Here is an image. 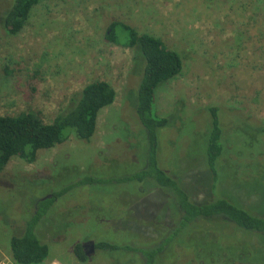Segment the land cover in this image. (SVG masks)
Wrapping results in <instances>:
<instances>
[{
	"label": "rangeland",
	"instance_id": "obj_1",
	"mask_svg": "<svg viewBox=\"0 0 264 264\" xmlns=\"http://www.w3.org/2000/svg\"><path fill=\"white\" fill-rule=\"evenodd\" d=\"M11 4L0 0V115L31 112L51 123L98 80L117 95L89 141L71 135L32 163L12 157L0 172V264L12 261L11 237L37 213L44 214L36 235L49 247L44 264H264V236L223 217L199 218L175 237L174 192L153 178H132L147 163L136 111L143 70L132 48L107 37L121 21L181 54V74L156 93L157 114L171 119L159 130V160L194 187L196 201L210 200L215 191L198 182L209 176L205 110L218 107L217 190L255 211L264 133L249 129L264 124V0H41L16 35L1 23ZM88 242L116 247L95 246L80 261L74 247Z\"/></svg>",
	"mask_w": 264,
	"mask_h": 264
},
{
	"label": "trees",
	"instance_id": "obj_2",
	"mask_svg": "<svg viewBox=\"0 0 264 264\" xmlns=\"http://www.w3.org/2000/svg\"><path fill=\"white\" fill-rule=\"evenodd\" d=\"M40 1L12 0L11 6L5 11L2 18L1 23L4 29L12 35L22 31L32 9ZM107 37L132 48L134 64L136 66L141 64L143 73L141 74V71L136 74L138 76L136 111L139 120L145 127L144 133L148 140L147 146H145L147 163L142 172L132 178L136 177L140 181H144L145 178H153L159 185L174 192L176 202L173 204L178 212V217L173 235L177 237L178 230H182L187 224L195 222L199 218L220 219L223 217L235 223L234 225L238 229L264 236L263 176L260 184L262 190L258 193L261 205L255 211L242 206L236 199L232 198V200L222 196L217 190L216 183L220 179L218 160L223 151V128L218 107L213 106L205 110L207 115L211 113L203 153L209 167V176L206 175L198 182L215 191L210 200L196 201L192 196L194 187L185 183L177 171L171 172L159 160V130L170 125L171 119L157 114L156 93L162 84L181 74L183 69L181 54L168 47L161 38L151 33H140L132 25L121 21H114L110 24ZM116 95L114 87L109 82L98 80L87 84L80 92L76 93L70 107L56 116L51 123H46L37 114L31 112L0 115V172L5 169L12 157L18 156L26 162L32 163L37 159L39 150L53 148L69 139L71 135L89 141L97 130L101 111L114 103ZM135 104L136 102H134ZM244 119L246 123L250 122L249 118L244 117ZM252 122L254 121L252 120ZM252 125L255 128H253L254 130L250 128V131L264 133V124L255 122ZM65 192L64 189L55 193L47 203H51ZM43 214L37 213L27 224H24V229L20 231L21 234L11 237V259L13 261L20 264H44L47 261L49 247L41 241L35 232ZM95 246L99 249L116 247L109 242H97ZM74 254L80 261H86L89 258L83 248V243L75 245ZM150 261L149 259L148 264Z\"/></svg>",
	"mask_w": 264,
	"mask_h": 264
},
{
	"label": "flooded vegetation",
	"instance_id": "obj_3",
	"mask_svg": "<svg viewBox=\"0 0 264 264\" xmlns=\"http://www.w3.org/2000/svg\"><path fill=\"white\" fill-rule=\"evenodd\" d=\"M83 248L85 249V252L89 255V253L94 251L95 244H93V242L83 243Z\"/></svg>",
	"mask_w": 264,
	"mask_h": 264
},
{
	"label": "built area",
	"instance_id": "obj_4",
	"mask_svg": "<svg viewBox=\"0 0 264 264\" xmlns=\"http://www.w3.org/2000/svg\"><path fill=\"white\" fill-rule=\"evenodd\" d=\"M5 264H20V263L12 260V261H8V263ZM50 264H58V263L55 261V262H51Z\"/></svg>",
	"mask_w": 264,
	"mask_h": 264
},
{
	"label": "water",
	"instance_id": "obj_5",
	"mask_svg": "<svg viewBox=\"0 0 264 264\" xmlns=\"http://www.w3.org/2000/svg\"><path fill=\"white\" fill-rule=\"evenodd\" d=\"M94 247V246H93Z\"/></svg>",
	"mask_w": 264,
	"mask_h": 264
}]
</instances>
